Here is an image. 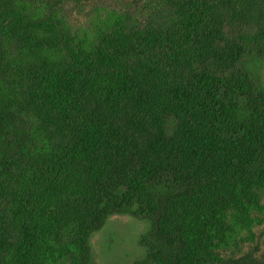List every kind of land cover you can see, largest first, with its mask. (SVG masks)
Segmentation results:
<instances>
[{"label": "trees", "instance_id": "1", "mask_svg": "<svg viewBox=\"0 0 264 264\" xmlns=\"http://www.w3.org/2000/svg\"><path fill=\"white\" fill-rule=\"evenodd\" d=\"M0 0V264H95L113 216L135 264H264V0Z\"/></svg>", "mask_w": 264, "mask_h": 264}, {"label": "rangeland", "instance_id": "2", "mask_svg": "<svg viewBox=\"0 0 264 264\" xmlns=\"http://www.w3.org/2000/svg\"><path fill=\"white\" fill-rule=\"evenodd\" d=\"M114 0H91L87 4L68 6L64 20L72 35L92 41L103 28L112 10H119ZM248 66L257 70L264 87V60ZM149 225L135 217L113 216L91 239L95 264H135L145 256L140 238L148 234Z\"/></svg>", "mask_w": 264, "mask_h": 264}]
</instances>
